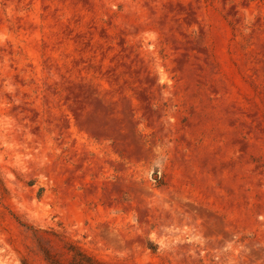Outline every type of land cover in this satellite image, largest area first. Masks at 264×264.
Masks as SVG:
<instances>
[{
	"label": "rangeland",
	"instance_id": "374dc122",
	"mask_svg": "<svg viewBox=\"0 0 264 264\" xmlns=\"http://www.w3.org/2000/svg\"><path fill=\"white\" fill-rule=\"evenodd\" d=\"M0 264H264V0H0Z\"/></svg>",
	"mask_w": 264,
	"mask_h": 264
}]
</instances>
